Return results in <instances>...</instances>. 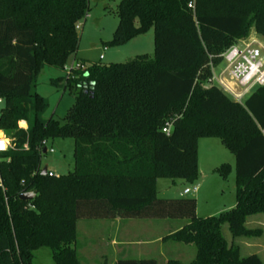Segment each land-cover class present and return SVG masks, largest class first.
Wrapping results in <instances>:
<instances>
[{"label":"trees","instance_id":"trees-1","mask_svg":"<svg viewBox=\"0 0 264 264\" xmlns=\"http://www.w3.org/2000/svg\"><path fill=\"white\" fill-rule=\"evenodd\" d=\"M189 1L120 0L110 43L152 27V56L52 79L74 96L56 119L44 118L37 79L75 55L88 0H0V129L13 145L0 152V264H34L43 246L55 264H90L75 246L78 219L116 217L186 219L164 238L193 244L195 257L166 264H264L256 253L241 256L221 230L255 234L246 219L264 213V85L240 103L209 83L229 46L252 29L264 39V0H194L193 9ZM56 137L73 140V170L42 175L41 142ZM201 138H218L235 160V205L205 217L195 198H158L156 187L160 178L198 180ZM214 171L226 179L231 166ZM27 191L36 195L21 200ZM114 264L158 263L119 257Z\"/></svg>","mask_w":264,"mask_h":264},{"label":"rangeland","instance_id":"rangeland-1","mask_svg":"<svg viewBox=\"0 0 264 264\" xmlns=\"http://www.w3.org/2000/svg\"><path fill=\"white\" fill-rule=\"evenodd\" d=\"M119 1L88 0V10L84 19L80 22V28L77 30L79 35L78 47L75 55L68 58L66 67H70L75 59L83 61L86 65L95 63L111 65L128 61L137 55L147 54L152 56L154 46L152 27L124 43H110L119 21L117 15ZM251 36L257 37L264 44V39L254 33L253 29L248 36L240 38L236 43L243 39L248 40ZM100 55L103 56L102 59H100ZM222 67L223 63H220L215 67V70L219 72ZM64 76L65 68L61 70L49 66L45 67L38 76L35 90L48 103L44 118L53 115L54 118L61 119L73 103V91L67 89L63 91L59 85L50 82L52 79ZM28 124L29 122L26 121L23 129H27ZM3 132L4 136L10 140L9 134L4 130ZM73 147L74 143L71 138L56 137L48 139L47 148H52L53 152L46 151L42 153L41 167L46 166L47 170L52 171L54 175L66 174L72 171L74 167ZM198 152L199 167L205 177L194 183H189L183 179L161 178L157 183V197L179 198V192L182 193L183 188L188 187L190 192L182 194V197L196 199L198 203L197 213L204 217L208 214L210 216L218 215L235 204V193L233 191L235 185H232L235 173L232 171L226 180H223L215 171L206 173L205 165L211 161L224 162L222 160L227 155L231 156V153L218 138L199 139ZM196 185H199L198 189L193 190ZM111 220L78 219L77 246L81 248V253H83L88 263L99 264L101 254L111 255L117 249L127 252V258L153 256L152 258H155L158 264H166L169 258L189 262L195 257L196 248L193 244H184L164 238L168 233L173 232L182 225L184 219L128 218L123 219L124 222L128 221L127 224L118 227L117 225L112 226ZM246 221L245 227L251 231H256L255 234L232 236L227 224L221 226L222 233L228 244L240 247L241 256L259 252L258 255L264 261V213L251 215ZM160 237H162V240H159ZM111 241H116L117 246H110ZM33 262L34 264H55L50 248L45 246L33 252Z\"/></svg>","mask_w":264,"mask_h":264},{"label":"built area","instance_id":"built-area-1","mask_svg":"<svg viewBox=\"0 0 264 264\" xmlns=\"http://www.w3.org/2000/svg\"><path fill=\"white\" fill-rule=\"evenodd\" d=\"M189 8H194V0L188 2ZM80 28V23L76 25ZM223 67L217 72L216 66L211 65L212 75L209 83L215 84L228 96L236 102H243L244 98L256 87L264 85V44L253 39H243L239 43H234L229 46L223 53L220 54ZM103 56L100 55V59ZM88 65L80 60H74L70 67L65 66V76L68 78L72 76L74 70H85ZM2 101V98H0ZM169 133L170 124L167 123L162 129ZM5 138H7L5 136ZM6 145L5 150L12 148L11 139ZM24 148H27L24 145ZM46 148V151L53 152L52 148H47V140H42L40 149ZM1 152V151H0ZM49 176H54V173L47 170ZM197 187L194 186L193 190ZM190 189L186 188L185 193Z\"/></svg>","mask_w":264,"mask_h":264},{"label":"crops","instance_id":"crops-1","mask_svg":"<svg viewBox=\"0 0 264 264\" xmlns=\"http://www.w3.org/2000/svg\"><path fill=\"white\" fill-rule=\"evenodd\" d=\"M255 33V32H254ZM250 39H253V40H255V41H258V42H260L258 39H257V37H255V36H251V38ZM261 43V42H260ZM21 121H23L25 124H26V121H24V120H21ZM202 139V138H201ZM199 141V140H198ZM213 160V159H212ZM222 161H224V162H213V161H211L209 164H206L205 165V171H206V173H208V172H211V171H214V169L216 168V167H218L219 165H221L222 163H228L230 166H231V172L232 171H234V162H235V160H234V156H233V154H231V156L230 155H227L225 158H224V160H222ZM198 170H199V177H198V180L200 181L201 179H203L204 177H205V175L203 174V171H202V169L199 167V152H198ZM230 172V173H231ZM222 178V177H221ZM161 179V178H160ZM223 180H224V178H222ZM159 180V179H158ZM158 180H157V182H156V187H157V183H158ZM226 180V179H225ZM232 185L234 186L235 185V179L233 180V183H232ZM198 186L199 185H196V187H197V189H198ZM186 188H188V187H184L183 188V190H182V193L181 192H179V197H182V194H187V193H189V192H187V193H185L184 192V190L186 189ZM196 189V190H197ZM233 191H234V193H235V186H234V188H233ZM234 200H235V198H234ZM235 205V204H234ZM233 207V206H232ZM232 207H230V208H232ZM229 208V209H230ZM197 209H198V203H197V201H196V214L198 215V216H200V217H204V216H201L199 213H197ZM207 216H210V214H208ZM250 217V216H249ZM249 217L247 218V220L249 219ZM111 224H112V226L114 225H117V227L118 226H120V225H123V224H127V222L128 221H123V219L122 218H119V217H116V218H113L112 220H111ZM185 223H187V220L186 219H184V222H183V224L182 225H184ZM246 223H247V221H246ZM182 225H180L177 229H179ZM148 228V227H147ZM177 229H175V230H177ZM76 230H77V232H78V229H77V224H76ZM174 230V231H175ZM170 233H172V232H170ZM170 233H168V234H170ZM167 235V234H166ZM159 240H162V237H160L159 238ZM111 245L110 246H114V247H116L117 246V243H116V241H111V243H110ZM78 245V242L76 241V243H75V246H76V248H77V251H78V254L81 256V257H83L84 258V255H83V253H81V248L80 247H78L77 246ZM257 254H260L259 252L257 253ZM128 255V253L127 252H125V251H123L122 249H117L116 251H114L113 252V254H107V253H103V254H101L100 256H99V260H100V262H99V264H114L115 263V261L117 260V258H119V257H126ZM148 255V254H147ZM149 255H151V254H149ZM153 256H151V257H149V256H147V257H144V258H152ZM85 259V258H84Z\"/></svg>","mask_w":264,"mask_h":264},{"label":"water","instance_id":"water-1","mask_svg":"<svg viewBox=\"0 0 264 264\" xmlns=\"http://www.w3.org/2000/svg\"><path fill=\"white\" fill-rule=\"evenodd\" d=\"M46 152V148L43 149L42 153H45ZM47 173V167L44 166L42 168V171H41V174L42 175H45ZM36 195V193L34 191H27V192H23L19 195V198L21 200H30L32 199L34 196Z\"/></svg>","mask_w":264,"mask_h":264},{"label":"clouds","instance_id":"clouds-1","mask_svg":"<svg viewBox=\"0 0 264 264\" xmlns=\"http://www.w3.org/2000/svg\"><path fill=\"white\" fill-rule=\"evenodd\" d=\"M0 106H2V101H0ZM18 126L20 128H23V127H25V124L23 121H19ZM8 144H9V141L7 138H5L3 130H0V151L5 150V147Z\"/></svg>","mask_w":264,"mask_h":264}]
</instances>
